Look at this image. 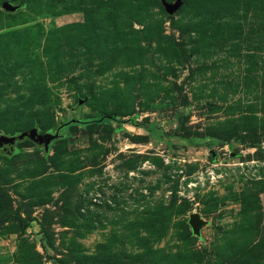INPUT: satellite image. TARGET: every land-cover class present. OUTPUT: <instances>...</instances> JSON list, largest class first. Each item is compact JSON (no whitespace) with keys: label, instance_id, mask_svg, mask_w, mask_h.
I'll return each mask as SVG.
<instances>
[{"label":"rangeland","instance_id":"rangeland-1","mask_svg":"<svg viewBox=\"0 0 264 264\" xmlns=\"http://www.w3.org/2000/svg\"><path fill=\"white\" fill-rule=\"evenodd\" d=\"M182 2L0 0V139L107 117L0 147V264H264V0Z\"/></svg>","mask_w":264,"mask_h":264},{"label":"water","instance_id":"water-1","mask_svg":"<svg viewBox=\"0 0 264 264\" xmlns=\"http://www.w3.org/2000/svg\"><path fill=\"white\" fill-rule=\"evenodd\" d=\"M160 2L166 14L170 17H175L183 5L182 0H175L173 3H168L165 0H160ZM1 8L5 12L14 13L20 8V6H14L10 2L4 1L1 5ZM70 122L80 123L79 120H71ZM67 124L68 122L61 124L55 134L48 132L40 133L37 128H31L22 134H17L11 137L3 136L0 139L1 151L6 156H12L15 152V147L19 143L25 140H30L37 148H41L44 152H48L51 143L62 137L59 134L60 130L63 129ZM205 224L206 223L200 218L198 214L193 213L189 216L188 225L194 236L200 235V230Z\"/></svg>","mask_w":264,"mask_h":264},{"label":"trees","instance_id":"trees-1","mask_svg":"<svg viewBox=\"0 0 264 264\" xmlns=\"http://www.w3.org/2000/svg\"><path fill=\"white\" fill-rule=\"evenodd\" d=\"M106 119H107V117L104 116V114H102L100 117L96 118L95 120L94 119L93 120L83 119V120H79L80 123L68 121V124L63 129H71V128H74L76 126L97 127V126L102 125L106 121ZM35 123H38L39 126H42V124H41L42 122L41 123L35 122ZM147 129L151 130L152 128H147ZM19 220H21V218H19ZM22 227L25 228V224Z\"/></svg>","mask_w":264,"mask_h":264}]
</instances>
